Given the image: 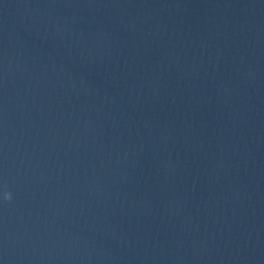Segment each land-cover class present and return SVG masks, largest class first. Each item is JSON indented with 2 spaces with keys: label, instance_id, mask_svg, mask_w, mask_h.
Wrapping results in <instances>:
<instances>
[{
  "label": "water",
  "instance_id": "95a60500",
  "mask_svg": "<svg viewBox=\"0 0 264 264\" xmlns=\"http://www.w3.org/2000/svg\"><path fill=\"white\" fill-rule=\"evenodd\" d=\"M0 264H93L1 162Z\"/></svg>",
  "mask_w": 264,
  "mask_h": 264
},
{
  "label": "clouds",
  "instance_id": "9594fccd",
  "mask_svg": "<svg viewBox=\"0 0 264 264\" xmlns=\"http://www.w3.org/2000/svg\"><path fill=\"white\" fill-rule=\"evenodd\" d=\"M4 198H5V200H10L11 199V193L6 192L4 194Z\"/></svg>",
  "mask_w": 264,
  "mask_h": 264
}]
</instances>
